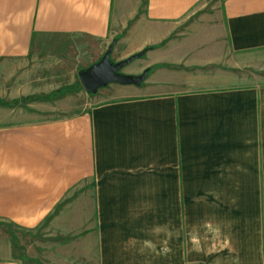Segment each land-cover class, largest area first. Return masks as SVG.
Segmentation results:
<instances>
[{
	"label": "crops",
	"instance_id": "0c3cea01",
	"mask_svg": "<svg viewBox=\"0 0 264 264\" xmlns=\"http://www.w3.org/2000/svg\"><path fill=\"white\" fill-rule=\"evenodd\" d=\"M63 38L147 76L0 126V223L34 264H262L264 0H0L2 70Z\"/></svg>",
	"mask_w": 264,
	"mask_h": 264
},
{
	"label": "rangeland",
	"instance_id": "374dc122",
	"mask_svg": "<svg viewBox=\"0 0 264 264\" xmlns=\"http://www.w3.org/2000/svg\"><path fill=\"white\" fill-rule=\"evenodd\" d=\"M52 45L62 49L56 54L43 55L35 61L29 57L23 62H11L9 65L6 63V69L3 70V62L0 61V93L9 88L12 97L17 96L14 100L10 99L7 102L0 100V126L25 121H52L83 111L85 101L82 98L83 89L78 75L81 71L97 63L106 49L103 54L95 55L99 50L98 42H88L90 48H87V45L84 46L67 38L58 42L52 41ZM110 61L113 62L111 56ZM138 63L139 59L134 60L120 73L129 72ZM9 67L10 69H7ZM135 72L141 73L140 70ZM2 111L5 112L4 115ZM263 206L264 203L261 204L263 214L260 221L262 224V264H264ZM8 239L10 240L9 249L19 260L23 261V264L41 262L33 256L35 242H33L32 233L20 230L10 224L0 223V250L5 251Z\"/></svg>",
	"mask_w": 264,
	"mask_h": 264
},
{
	"label": "water",
	"instance_id": "95a60500",
	"mask_svg": "<svg viewBox=\"0 0 264 264\" xmlns=\"http://www.w3.org/2000/svg\"><path fill=\"white\" fill-rule=\"evenodd\" d=\"M113 44L110 45L101 59L91 67L81 71L78 79L81 87L87 94H95L99 89L110 84L119 86H139L147 76V70L138 76L121 74L120 71L134 60L141 58L143 52L130 56L129 58L113 63L110 55Z\"/></svg>",
	"mask_w": 264,
	"mask_h": 264
}]
</instances>
